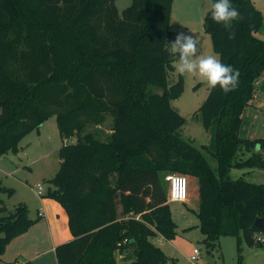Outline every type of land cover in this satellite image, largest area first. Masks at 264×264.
Returning a JSON list of instances; mask_svg holds the SVG:
<instances>
[{"label": "trees", "instance_id": "1", "mask_svg": "<svg viewBox=\"0 0 264 264\" xmlns=\"http://www.w3.org/2000/svg\"><path fill=\"white\" fill-rule=\"evenodd\" d=\"M231 3L242 15L233 22L235 39L210 8L204 30L221 62L239 71V84L229 93L210 87L195 113L211 136L196 147L182 136L186 119L171 105L184 90L181 74L168 80L175 71L165 51L175 38L173 0H131L121 16L115 0H0V156L56 116L63 144L47 195L64 207L72 236L55 246L57 264H117V251L131 264H174L153 242L177 234L161 185L167 172L197 179L196 214L207 247L240 232L260 244L252 235L264 231L254 225L264 221V183L228 172L264 166L255 150L264 138L239 135L264 71V39L255 35L264 14L251 0ZM107 116L103 137L87 130ZM12 209L0 198V260L34 221L23 202Z\"/></svg>", "mask_w": 264, "mask_h": 264}, {"label": "rangeland", "instance_id": "2", "mask_svg": "<svg viewBox=\"0 0 264 264\" xmlns=\"http://www.w3.org/2000/svg\"><path fill=\"white\" fill-rule=\"evenodd\" d=\"M264 14V0H251ZM131 0H115L118 14L121 16L123 9L130 5ZM211 0H174L170 18V29L176 35L184 31L193 34L199 41V53L203 55H217L212 49L211 38L204 30V16L210 8ZM257 37L264 39V24L255 32ZM219 58V57H218ZM175 71L169 72V84L177 81L176 68L178 60H174ZM184 90L182 94L171 100V105L183 116L186 121L181 126V134L193 145L199 147L208 143L210 132L201 124L199 115H196L198 107L205 99L210 87L198 76L183 74ZM111 127L110 116L101 125H90L87 130H98L103 137ZM74 141V138L72 139ZM63 144L59 132L57 119L54 114L45 118L36 129L30 130L18 142L16 149H10L0 156V181L5 186L0 191V198L5 205L12 209L18 202H23L28 208V216L36 222L39 218L37 211H44V202L56 204L62 212L61 228L68 232L67 239L71 237L67 216L62 204L55 198L47 195L54 185L50 181L59 168L58 149ZM248 154L245 156L247 157ZM259 155L264 159V147ZM215 166L214 160H210ZM177 173V172H175ZM188 178L189 201L169 202L172 217L177 224V234L172 239L157 236L153 239L155 245L160 247L164 254L173 259L174 264H189L187 257L193 249L199 250V264H264V231L254 232L252 237L257 243H248L243 232L239 238L233 235H222L213 247H207L204 243V235L198 226L199 219L196 214L198 207L197 179L185 174ZM161 174V185L168 190V181ZM228 177L243 179L253 183H264V166H235L231 167ZM41 185L42 196L36 192V186ZM52 200V201H51ZM262 242L257 241V237ZM66 241V240H65ZM68 241V240H67ZM64 242V241H63ZM118 251L115 253L117 264H131L130 258L122 257ZM2 264V263H0Z\"/></svg>", "mask_w": 264, "mask_h": 264}, {"label": "crops", "instance_id": "3", "mask_svg": "<svg viewBox=\"0 0 264 264\" xmlns=\"http://www.w3.org/2000/svg\"><path fill=\"white\" fill-rule=\"evenodd\" d=\"M262 132H264V71L256 80V90L251 104L243 112L239 135L247 139L264 138L260 135ZM43 210L37 211L39 218L34 224L8 242L1 255L0 263L8 264L12 261L22 263L31 259L38 264H57L55 246L70 240L72 236L67 239L68 232L62 230L64 229L61 228L62 219L60 220L62 212L56 204L47 200V204L44 202Z\"/></svg>", "mask_w": 264, "mask_h": 264}, {"label": "clouds", "instance_id": "4", "mask_svg": "<svg viewBox=\"0 0 264 264\" xmlns=\"http://www.w3.org/2000/svg\"><path fill=\"white\" fill-rule=\"evenodd\" d=\"M210 12L212 19L228 32V39H235L233 22L241 20L242 15L231 0H214L210 3ZM198 45L197 37L189 32L180 31L177 32L174 40L167 42L165 51L169 58L178 60L176 71L181 75L198 76L209 87L219 86L224 93L234 91L239 84V71L222 63L217 55L198 54ZM260 135L264 136V132ZM261 147L260 144H256L255 150L259 152Z\"/></svg>", "mask_w": 264, "mask_h": 264}, {"label": "built area", "instance_id": "5", "mask_svg": "<svg viewBox=\"0 0 264 264\" xmlns=\"http://www.w3.org/2000/svg\"><path fill=\"white\" fill-rule=\"evenodd\" d=\"M163 178L168 181L167 201L187 202L189 197L187 176L182 173L167 172L164 174ZM36 192L38 195L42 194L41 185L36 186ZM256 236L255 239L262 242V239H260L258 235ZM199 255V250L194 248L187 258L189 264H199Z\"/></svg>", "mask_w": 264, "mask_h": 264}, {"label": "water", "instance_id": "6", "mask_svg": "<svg viewBox=\"0 0 264 264\" xmlns=\"http://www.w3.org/2000/svg\"><path fill=\"white\" fill-rule=\"evenodd\" d=\"M171 61L175 60L174 58H170ZM10 211H13V209H11ZM254 225L258 228H262L264 227V221H262L261 218H256V220L254 221Z\"/></svg>", "mask_w": 264, "mask_h": 264}]
</instances>
